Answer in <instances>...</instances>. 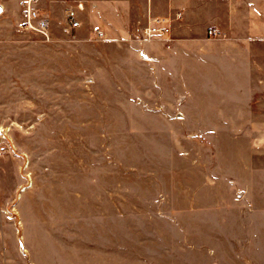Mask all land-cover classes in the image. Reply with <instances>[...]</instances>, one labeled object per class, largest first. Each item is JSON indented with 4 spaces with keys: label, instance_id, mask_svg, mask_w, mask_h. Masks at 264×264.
I'll use <instances>...</instances> for the list:
<instances>
[{
    "label": "rangeland",
    "instance_id": "1",
    "mask_svg": "<svg viewBox=\"0 0 264 264\" xmlns=\"http://www.w3.org/2000/svg\"><path fill=\"white\" fill-rule=\"evenodd\" d=\"M115 1L0 0V264H264V125L197 114L189 92L214 83L165 76L155 45L172 40ZM233 1L205 54L259 61L249 121L264 118V0Z\"/></svg>",
    "mask_w": 264,
    "mask_h": 264
},
{
    "label": "crops",
    "instance_id": "2",
    "mask_svg": "<svg viewBox=\"0 0 264 264\" xmlns=\"http://www.w3.org/2000/svg\"><path fill=\"white\" fill-rule=\"evenodd\" d=\"M143 3L142 11L149 17L166 16L171 18V42L158 43L157 67L161 68L165 76H171L172 80L182 82L207 83L210 80L214 87L207 88L200 86L197 93L189 92L191 99L201 98L206 101V108L202 107L203 101L199 104L192 102L198 109V114L210 113L216 115L218 122L214 124H229L222 119L227 117L235 118V125H264V118L244 121L254 114L251 99L254 92L260 87L259 76L260 63L256 59H231L222 57L221 46L226 43H214L217 48L212 58H208L205 52L210 44L206 40L207 28L220 24V14L226 10L233 0H139ZM238 2V1H237ZM109 8L122 17V20H129L133 17L132 4L130 0L115 1ZM95 12H102L94 9ZM155 15H153V14ZM230 13V11H229ZM249 46L250 43H248ZM146 50H150V44H146ZM245 49L244 44H240ZM149 57L150 54H147ZM193 57V59H192ZM212 59V60H210ZM179 60V61H178ZM236 67H234L235 62ZM182 62L183 69L177 65ZM253 62L257 63L254 64ZM181 65V63H179ZM202 66L206 69H201ZM201 67V68H200ZM177 68V69H176ZM176 76V77H174ZM167 80V78L165 79ZM170 80V79H168ZM225 82V83H224ZM214 89V90H212ZM222 119V120H221ZM242 119V120H241Z\"/></svg>",
    "mask_w": 264,
    "mask_h": 264
},
{
    "label": "built area",
    "instance_id": "3",
    "mask_svg": "<svg viewBox=\"0 0 264 264\" xmlns=\"http://www.w3.org/2000/svg\"><path fill=\"white\" fill-rule=\"evenodd\" d=\"M27 4L28 6L24 13L25 17H27V25L37 29L39 32L49 37V22L47 17L38 18L37 24H33L32 20L34 16L38 17V15L35 13L34 10H32L29 1ZM83 9H84L83 3L80 2L76 7L72 6L66 10V19L71 28H78L81 26L82 21L79 16V10H83ZM170 23H171V18L166 16L150 17L148 19L147 25H145V27L143 28V33L150 40L162 39L165 41H171L172 37H171ZM218 33L219 30L217 27H211L208 30V35L210 37H215L218 35ZM103 35L104 34L100 33L101 37ZM1 148L2 145L0 144V150Z\"/></svg>",
    "mask_w": 264,
    "mask_h": 264
}]
</instances>
